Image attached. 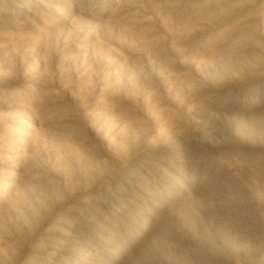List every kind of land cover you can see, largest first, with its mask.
Returning <instances> with one entry per match:
<instances>
[{
	"label": "rangeland",
	"instance_id": "374dc122",
	"mask_svg": "<svg viewBox=\"0 0 264 264\" xmlns=\"http://www.w3.org/2000/svg\"><path fill=\"white\" fill-rule=\"evenodd\" d=\"M264 0H0V264H260Z\"/></svg>",
	"mask_w": 264,
	"mask_h": 264
},
{
	"label": "built area",
	"instance_id": "2783aa9c",
	"mask_svg": "<svg viewBox=\"0 0 264 264\" xmlns=\"http://www.w3.org/2000/svg\"><path fill=\"white\" fill-rule=\"evenodd\" d=\"M260 264H264V259L260 262Z\"/></svg>",
	"mask_w": 264,
	"mask_h": 264
}]
</instances>
